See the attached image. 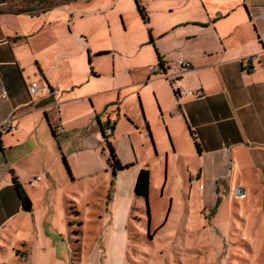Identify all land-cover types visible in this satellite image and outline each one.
I'll return each mask as SVG.
<instances>
[{
	"label": "rangeland",
	"instance_id": "rangeland-1",
	"mask_svg": "<svg viewBox=\"0 0 264 264\" xmlns=\"http://www.w3.org/2000/svg\"><path fill=\"white\" fill-rule=\"evenodd\" d=\"M70 1L4 0L0 11H49ZM137 1L147 13L148 24L141 21L133 0H92L84 9L75 6L72 13L77 16L71 13V19L61 9L33 17L0 16L2 31L10 29L27 36L36 48L46 49L40 55L46 65L52 51L75 53L80 50L78 43L82 41L85 47L86 40L91 49L110 50L111 55L101 61L110 60L112 65L113 54L116 67L132 74L126 76L130 81L132 77L145 81L149 76L140 96L135 95L142 123L136 129L122 116H115L113 139L119 141L117 155L133 164L130 172L150 170L148 200H135L125 181L119 189H112L108 175L80 184L79 193L75 188L66 191L60 180L55 189L35 193L28 186L35 177L31 172L35 163L20 169L17 178L29 197L38 230L23 240L25 231L14 233L0 226V264H264V197L260 193L242 200L244 196L236 197L221 177L214 191L215 203L204 205L199 182L195 186L189 182L191 172L193 178L197 174L198 152L185 121L177 119L178 111L171 106L177 100L170 87L180 82L151 73L158 68L155 50L164 63L175 64L183 54L198 52L215 40L211 31L199 33L192 25L204 17L207 21V7L202 0ZM69 33L77 47L69 41ZM17 51L20 57L31 54L24 42ZM88 56L86 51L82 59L86 67ZM35 74L43 81L36 66ZM126 77L119 83L127 84ZM145 122L154 144L147 137ZM103 148L108 152L104 144ZM263 189L262 185L259 190ZM72 211L79 213L78 218Z\"/></svg>",
	"mask_w": 264,
	"mask_h": 264
},
{
	"label": "crops",
	"instance_id": "crops-1",
	"mask_svg": "<svg viewBox=\"0 0 264 264\" xmlns=\"http://www.w3.org/2000/svg\"><path fill=\"white\" fill-rule=\"evenodd\" d=\"M91 1L73 0L51 10L61 9L71 19L75 6L84 9ZM202 2L208 10L207 21L204 17L192 25L199 33L211 31L215 40L206 42L198 52L186 53L179 58L190 62L192 69L175 78L174 81L180 82L178 87H170L172 93L173 90L178 92V98L173 93L177 101L171 104L178 111L177 119L183 118L199 144L200 152L195 160L197 174L193 178L191 172L189 182L193 186L199 182L198 190L204 205L215 203L214 191L221 177L225 178L224 183L230 191H236V197L244 196L242 200L260 193L264 197V189L260 191L262 185L264 188V0ZM180 25L183 24L177 26ZM68 39L77 47L72 33ZM23 42L29 46L31 54L20 57L17 47ZM85 42V47L82 41L78 43L80 50L75 53L72 50L52 51L46 65L40 56L46 49L33 46L27 36L0 29V136L3 148L0 151V226L14 233L25 231L23 240L30 231L36 233L38 225L32 205L29 212L21 208L11 184L10 171L16 178L20 177L18 171L29 169L34 162L35 170L31 172L40 181L32 185L29 182L28 186L34 187L35 193L55 189L59 180L66 191L75 188L79 193V185L87 180L108 175L111 181V171L107 164L102 165L108 152L103 148L105 142L99 125L106 131L105 118L109 115L111 124L116 115L122 116L136 129L142 123L135 95L140 96L149 76L145 81L143 77L139 80L132 77L130 81L126 76L132 74L116 67L113 54L112 65L110 60L101 61L102 57L111 55L110 50L91 49L89 42ZM86 51L89 67L82 62ZM249 58L255 69H247ZM35 66L43 81L38 80ZM164 67L167 76L180 72L176 62L164 63ZM123 76L128 78L127 84L119 83ZM32 83H37L38 89L34 96L29 94ZM188 92L201 94V97L190 96ZM139 107L141 110L140 104ZM166 112L170 115V111L166 109ZM141 117L144 121L143 114ZM164 122L167 125L166 120ZM5 123L7 125L2 128ZM114 129L115 125L109 135L116 152L119 141L113 139ZM147 137L150 139L149 133ZM63 158L70 177L65 172ZM117 158L122 165L128 164L120 156ZM132 172L129 169L116 172L110 187L119 189L125 181L134 199L138 200L140 198L134 194L138 172ZM238 189H242L239 196ZM63 201L64 204L69 202L67 198ZM251 206L255 207L254 204ZM78 214L75 217L78 218Z\"/></svg>",
	"mask_w": 264,
	"mask_h": 264
},
{
	"label": "trees",
	"instance_id": "trees-1",
	"mask_svg": "<svg viewBox=\"0 0 264 264\" xmlns=\"http://www.w3.org/2000/svg\"><path fill=\"white\" fill-rule=\"evenodd\" d=\"M133 1H134L135 6H136L137 12L139 13L138 15L140 16L141 21L144 24H148L149 20H148V17L146 15L147 13H146L145 9L140 5V3L137 0H133ZM3 2H4V0H0V3H3ZM47 11H48V9H43V10H41V12H39L36 9L21 8L19 10L12 11V12H11V10L0 11V16L1 15H7V14H11V15L25 14V15L33 17V16L42 15ZM147 32H148L149 42H150V44L153 45L154 41H153V38L151 36L150 29H148ZM155 51H156V56H157L158 68L164 72L165 71L164 62L161 59V56L157 53V50H155ZM90 71H91L92 75L94 76L95 73L92 71V69ZM173 93L178 98V92L176 90H173ZM128 122H130V121H128ZM114 125L115 124H113L112 128H109V134H110V131L113 130ZM146 128H147L146 129L147 134L148 133L150 134V132L148 130L149 126L147 124H146ZM189 134L194 141V144H195L194 146L197 149V152L199 153L200 152V149L198 146L199 144L197 143V139L194 136V133L189 131ZM109 137H110V135L108 136V134H106L105 131L103 130V139L105 142L104 145L108 151V157L106 158V164H107L108 169L111 171L110 172L111 186H113L116 172H119V171L122 172L124 170H127V169L131 168L133 166V164L122 165V163L117 158L118 156H117V154H116V152H115V150L111 144V138H109ZM2 150H3V148H2L1 136H0V151H2ZM62 163L64 165L65 172L70 177L69 167L66 164V162L64 161V158L62 159ZM9 175H10V178L12 181V183H11L12 187L14 188V190L16 192V195L18 197L17 199L19 200L22 209L24 211H27V212L31 211V202L29 200V197L23 192L21 185H20V181L13 175V173L11 171L9 172ZM149 187H150V170L147 168L141 169L138 172L137 177H136V183H135V187H134L135 196L137 198H148ZM71 213H73L75 216L77 215L76 211L75 212L72 211Z\"/></svg>",
	"mask_w": 264,
	"mask_h": 264
},
{
	"label": "built area",
	"instance_id": "built-area-1",
	"mask_svg": "<svg viewBox=\"0 0 264 264\" xmlns=\"http://www.w3.org/2000/svg\"><path fill=\"white\" fill-rule=\"evenodd\" d=\"M251 60H252V58H249V59L246 60L247 69H255V67L251 63ZM176 64L180 68V72L177 75L167 76V74L165 72H162L159 68H155L154 70H152L151 73L153 75H160L163 79H165V80H167L169 82H173L175 80V78H177L180 73H184V72L189 71V70L192 69L191 63L187 62V61H183L182 59L177 60ZM37 91H38L37 83H32L30 85V87H29V94L31 96H34L37 93ZM54 93L57 94V92H54ZM187 94L190 95V96H195L196 98H200L201 97V94L195 95L193 92H188ZM6 125H7V123H5L2 126V128H4ZM59 131H61V129H59ZM105 133L109 135V130L106 129ZM38 181H40V178L32 177V178L29 179L30 185H32V184H34V183H36ZM193 183H194V181H193ZM201 188H202V186H201Z\"/></svg>",
	"mask_w": 264,
	"mask_h": 264
},
{
	"label": "water",
	"instance_id": "water-1",
	"mask_svg": "<svg viewBox=\"0 0 264 264\" xmlns=\"http://www.w3.org/2000/svg\"><path fill=\"white\" fill-rule=\"evenodd\" d=\"M141 111H142V109H141ZM142 114H143V112H142ZM144 115V114H143ZM119 115H116V117H118ZM105 120H106V122H107V125H106V129H108L109 130V128H110V116L108 115L106 118H105ZM100 126V128H99V131H100V135H101V138L103 139V127H102V125H99ZM149 137H150V139H151V142L153 143V141H152V137H151V134H149ZM154 144V143H153ZM242 194V189H238L237 190V195L239 196V195H241ZM146 200H148V198H145Z\"/></svg>",
	"mask_w": 264,
	"mask_h": 264
},
{
	"label": "bare ground",
	"instance_id": "bare-ground-1",
	"mask_svg": "<svg viewBox=\"0 0 264 264\" xmlns=\"http://www.w3.org/2000/svg\"><path fill=\"white\" fill-rule=\"evenodd\" d=\"M112 131V130H111ZM110 138V137H109Z\"/></svg>",
	"mask_w": 264,
	"mask_h": 264
}]
</instances>
